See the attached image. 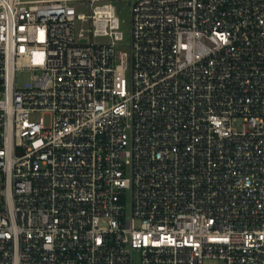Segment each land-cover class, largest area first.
Returning <instances> with one entry per match:
<instances>
[{"label": "built area", "instance_id": "built-area-1", "mask_svg": "<svg viewBox=\"0 0 264 264\" xmlns=\"http://www.w3.org/2000/svg\"><path fill=\"white\" fill-rule=\"evenodd\" d=\"M113 1L0 0V264H264V0Z\"/></svg>", "mask_w": 264, "mask_h": 264}, {"label": "rangeland", "instance_id": "rangeland-1", "mask_svg": "<svg viewBox=\"0 0 264 264\" xmlns=\"http://www.w3.org/2000/svg\"><path fill=\"white\" fill-rule=\"evenodd\" d=\"M114 6L116 7V15L119 17L120 20V30L124 34V40L120 43L119 48L122 50H128V45L130 42V6L129 3L126 0H115L113 1ZM80 11H86L84 8H80ZM81 25L79 24V27ZM85 29L89 28V25L85 24L83 26ZM90 39H84L82 40L83 43L89 41ZM104 39L101 38H95V41H101ZM30 79V73L28 71H23L19 74V83L20 85H23L26 81ZM42 116L41 112H37L32 115L33 120L39 119V117ZM47 121L49 120V116H46ZM217 261H207L208 264H214ZM134 264H140V258L137 255L135 257Z\"/></svg>", "mask_w": 264, "mask_h": 264}]
</instances>
